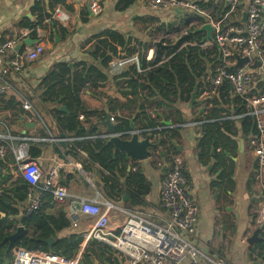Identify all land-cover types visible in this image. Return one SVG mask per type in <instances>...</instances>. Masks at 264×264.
<instances>
[{"label":"trees","instance_id":"1","mask_svg":"<svg viewBox=\"0 0 264 264\" xmlns=\"http://www.w3.org/2000/svg\"><path fill=\"white\" fill-rule=\"evenodd\" d=\"M137 1L120 0L118 7L124 11L135 5ZM54 4L51 7V14H48L42 6V0L37 1L32 11L33 14H37V21L25 20L18 26L29 30L30 37L35 40L38 28L46 29L47 25L50 27L52 25V28H56L57 33L64 40L68 36V30L63 26H58L52 20L57 5H64V2L55 0ZM201 8L219 12L220 19L229 11L228 8L222 12L220 8L211 4H201ZM67 10L69 11V8ZM190 20L191 18L187 17L179 23H171L167 26L177 33H180L182 29H186L188 32L179 36L176 43L169 42L170 46L174 45L172 49L161 48L158 50L155 48L151 61L146 60V55L150 49L155 47L154 40L144 41L116 30H106L88 40L87 44L90 45L87 49L88 58L86 60L74 63L73 68H70L69 62L55 64L41 80L37 90L40 93L39 97L28 99L34 110L28 115L32 118H40L43 122L45 127H43L41 135L44 138L50 137L48 132L55 138L60 135H69L73 139L85 138V140H76L66 144L63 151L56 150V153L61 159L72 155L81 162L85 170L90 169L88 166H98L101 169L98 177L102 184L99 192L110 201H119L127 210L146 206L144 199L150 193L151 185L140 168V163L135 159L116 150L115 146L109 144L107 139H91L103 134L94 126L86 130L83 121H81V115H96L99 117L100 123L105 116H102L98 110H90L81 97L85 91H90L94 97H105L101 91L108 84L113 85L125 99L121 102L107 96L110 114H114L116 111L119 113L113 117L117 133L130 132L132 119L137 130L144 131L143 136H146L151 130L164 126L161 122L165 114L161 112V109H169L176 101H189L190 93L198 79L206 73L203 63L210 61L212 65L214 63L213 68L215 69L221 62L215 46L202 48L204 35L196 32L198 26H192ZM147 21L153 25L158 23L159 19L153 16ZM196 21L199 26L206 22L202 17ZM45 23L47 24L45 25ZM234 24L241 25L240 21H235ZM164 27L161 26L153 31L159 32ZM151 29L153 28H146L145 33L150 32ZM51 41L54 42L53 38ZM184 44L187 46L181 49ZM191 44L194 45L191 46ZM18 51L21 54L24 53V46ZM136 54L140 58L141 72L137 70L136 66H133L118 76L109 74V64L115 58H128ZM212 55L215 56L214 60L210 59ZM230 71H233L232 67ZM213 73L214 70L212 76ZM253 88L250 95H264V82L257 81V85ZM232 93V87L225 83L217 89L214 98L208 102L212 105L213 111L205 118V123L201 126L203 136L197 145L201 157L207 156L205 150H208L212 145H218V137L222 136L221 125L232 124L225 120V117L230 115L225 113L224 116H220L217 113L225 112V110L216 108L219 104H230ZM20 95V92L14 87L5 96L0 97V113L9 112L13 124L20 120L23 112L25 101ZM234 102L240 105L237 115L246 113L243 101L239 97L234 99ZM61 107H66L67 112L59 111ZM240 120L242 136L246 141L250 136L257 135V130L254 127L255 118L246 116ZM184 121L178 115L173 123L174 128L157 133L161 143L152 156L154 157L153 161L156 162L157 159L160 163L168 165L172 155L178 156L173 142L178 143L181 139L180 130L182 129L177 126L184 124ZM8 127L10 128L11 125ZM47 146L49 144L31 143L29 147L30 159L36 160L40 157ZM165 175L166 173L162 175L163 180ZM226 178L221 177V183L217 186L220 187ZM228 179L230 178L228 177ZM27 195V183L22 178L13 182L12 170L0 162V244L5 238L14 234L19 227H23L28 234L15 243L14 249L24 248L33 252L53 253L67 259L75 258L83 251L81 264H122L117 253L107 244L90 239L84 247L85 238L82 234L77 233L59 238L58 235L63 230L71 228V220L65 213V206H58L52 194L45 193L39 207L32 214L26 216ZM256 219L257 215L255 222ZM259 236L261 241L256 244L254 249L255 251L259 249L256 262L264 264V230H260ZM51 238L55 239V243L50 248L42 240ZM7 248V243L0 245V264H12L13 251L8 252Z\"/></svg>","mask_w":264,"mask_h":264},{"label":"crops","instance_id":"2","mask_svg":"<svg viewBox=\"0 0 264 264\" xmlns=\"http://www.w3.org/2000/svg\"><path fill=\"white\" fill-rule=\"evenodd\" d=\"M37 1L39 0H0V44L3 40L18 37L24 32H28L27 37L30 36L29 30L22 29L18 25L25 20L37 21V14L35 15L32 12ZM119 1L102 0V13L99 15H94L86 4L65 6L66 10L69 8V11H67L72 16V22L68 27H64L68 30V36L64 40L57 33V29L52 28V25L51 27L47 25L46 29L38 28L35 40L40 41L36 44H43L47 51L38 61L26 63L25 69L21 74L7 76L12 89L16 87L24 101L38 98L40 93L37 90L41 80L47 75L49 70L57 63L69 62L74 66V63L86 60L88 58L87 49L90 45L87 44L88 40L106 30H116L127 36H136L144 41L151 42V40H154L155 43H157V40L154 38H157L158 35L163 37L173 36V41L162 39L163 42H166L164 44L170 46V43H176L179 36L187 34L186 32L188 31L182 29L180 33H177L167 27L169 24L179 23L190 17L191 25H196L199 28L203 24L199 26L196 20L202 17L206 21L205 17L193 14V12L187 10L152 12L147 8L149 0H138L135 5L123 11L118 7ZM192 1L199 2L200 6L201 4H211L220 8L222 12L229 8L225 0ZM54 3L55 0H42L45 12L51 14V7L55 5ZM248 6L249 0H241L236 9L230 10L229 8V11L221 19L219 18V12H214L209 8L205 10L209 13L214 23L218 22L227 27L238 21L240 16H243ZM153 16L158 18L159 22L150 25L147 19L153 18ZM58 26L60 25L58 24ZM161 26L165 27L159 32L153 31ZM149 27L153 29L145 33V29ZM201 34L204 37L206 36L205 33ZM55 35L59 38L58 44H55ZM52 38L54 42L51 41ZM193 45L191 44V46ZM23 46L26 51L28 46L24 44V41L21 43V47ZM186 46L184 44L181 49ZM214 58L215 56L212 55L210 59L214 60ZM213 65L210 61L203 63L206 73L202 78L198 79L196 86L190 93L189 101H176L169 109H161V112L165 114L161 123L171 122V127H173L178 115L179 118L185 120L184 124L181 125L183 127H180L182 129L180 130L181 139L175 145L179 148L176 149L178 156L182 159L184 173L190 184V194L199 206V223L197 233L192 239L193 244L207 258L212 260L223 259L228 264H259L256 262L259 249L254 250L259 242L250 246L248 240L258 230L255 218L262 204L263 195L255 181L257 162L252 150L254 136H250L247 141L242 136L241 120L240 116L237 115L240 105L234 102L237 97L232 93L230 104L217 105L216 108L225 110V112H218L217 114L224 116L225 113H228L230 116H226L225 120L230 121L232 124L221 125L220 132L222 136L218 137V145H212L208 150H205L207 156L201 157L197 150V145L203 136L201 133L202 125L190 126L198 121L205 123V118L213 111L212 105L208 104L217 93V90L212 85V72L215 70ZM258 81L264 82V74L259 76ZM256 85L257 82L254 87ZM101 92L104 93L105 97H94L90 91H85L81 98L90 110L101 112L102 116H105L104 120L100 123L99 117L96 115H81V121H83L86 130L94 126L97 127L100 133L106 135L109 134L108 127L105 124L107 116L110 115L112 119L119 115L117 111L114 114H110L107 96L118 99L121 102L125 99L110 84ZM22 111L20 120L14 124L11 121L9 112H1L0 133H10L15 136L27 135L41 139V141L33 143L49 144V146L45 147L44 153L34 161L45 175L55 166L62 164L64 169L61 170L60 181L69 190L70 194L83 198H92L97 194L103 196L99 192L102 184L98 174L101 169L98 166H88L91 171L90 169L85 170L81 162L72 155L61 159L56 150L63 151L66 145L64 146L51 140L58 139L59 136L55 138L48 132L50 137L44 138L41 134H43V127L45 126L40 118H32L28 115L29 112ZM47 114H49V111H47ZM27 124H34L35 127ZM111 124L115 127V120L114 122L111 121ZM8 125H11V127L9 128ZM135 127L137 129V126ZM65 136L67 138L70 137L69 135ZM242 141L243 149L241 148ZM66 144L68 143L66 142ZM153 158L143 162L137 161L140 163L139 166L151 185V191L144 199L146 206L137 207L133 210H142L152 216L155 221H159L161 218L160 191L163 182L162 171L165 165L157 159L156 162L153 161ZM12 175L14 182L17 179L13 172ZM221 177L227 178L218 187L217 185L221 183ZM103 197L105 198V196ZM122 223L123 217L117 216V219L112 223L111 230L118 229ZM91 226L92 220L80 217L78 218V226L75 229L72 227L65 229L58 237L65 238L75 233L84 236L91 229ZM258 238H260L259 234ZM87 243L88 241L84 243V247ZM201 263L210 264L208 260H202ZM182 264H191V261L187 258Z\"/></svg>","mask_w":264,"mask_h":264},{"label":"built area","instance_id":"3","mask_svg":"<svg viewBox=\"0 0 264 264\" xmlns=\"http://www.w3.org/2000/svg\"><path fill=\"white\" fill-rule=\"evenodd\" d=\"M64 5L58 6L52 20L60 26L68 27L72 16L65 6L72 4L88 5L94 15L102 13V0H63ZM230 10L236 9L241 0H225ZM147 8L152 12H167L170 10H187L206 18L214 28L213 41L203 47L215 46L221 59L214 70L212 85L215 90L228 83L235 96L239 97L245 106L246 113L240 118L252 116L255 118L254 127L257 135L252 140V150L256 158V181L264 198V95H250L259 76L264 74V0H249L247 19L243 24H231L224 27L215 22L209 13L201 8L199 2L192 0H149ZM28 36L24 32L18 37L5 39L0 44V97L5 96L12 86L7 80L11 74H21L26 63L38 61L45 54V46L41 43L28 47L24 53L16 50ZM235 55L249 58L250 62L238 69ZM154 57V48L147 52L146 60ZM136 66L141 72L138 54L128 58H115L110 64L108 72L111 76H118L130 67ZM233 71H230V68ZM25 112H32L33 107L25 101ZM114 122V119H111ZM203 121L194 125H202ZM175 126H162L149 133L153 141L160 137L157 133ZM183 127V126H177ZM141 134L144 131L139 130ZM148 133V134H149ZM133 131L125 133L106 134L91 139H121L130 138ZM89 139V138H86ZM60 143L59 139H51ZM85 138H65L67 143ZM41 139L27 135L15 136L10 133H0V162L8 166L12 172L22 178L28 185V202L26 216L32 214L40 205L45 193L52 194L58 205H65L66 213L71 220V227L78 226V218L92 220L91 229L84 234L85 242L90 239L111 246L117 253L122 264H182L189 259L191 264H202L208 260L210 264H228L225 260H212L196 247L192 239L197 233L199 223V206L190 194V184L184 173L182 159L171 156L165 178L160 191V220L155 221L152 216L142 210H127L119 201L113 202L101 197L100 194L92 198H83L70 194L61 183L62 164L52 168L47 175L39 165L30 159V144ZM155 154V152H154ZM85 156L84 153H82ZM121 205V206H120ZM117 216L123 217V223L116 230H111L112 223ZM257 228L264 230V199L257 213ZM12 264H81L82 253L72 259H67L53 253L33 252L24 248L13 251Z\"/></svg>","mask_w":264,"mask_h":264},{"label":"water","instance_id":"4","mask_svg":"<svg viewBox=\"0 0 264 264\" xmlns=\"http://www.w3.org/2000/svg\"><path fill=\"white\" fill-rule=\"evenodd\" d=\"M88 11H89V9H88ZM247 15H248L247 12H245L243 14V19H242L243 24L246 22ZM196 32L206 34V36L202 40L203 44H206L208 42L213 41L214 28L211 24H209V23L203 24L201 27L196 29ZM39 41L40 40H34L29 36L25 39L24 44L27 45L28 47H32L33 45H35ZM58 43H59V38L55 35V44H58ZM173 46L174 45L167 46L166 44H164V42L162 40L159 43L155 44V47L157 49H160V48L172 49ZM20 48H21V45H18L16 50L18 51ZM235 58L238 61V63L234 66L235 70L238 69L240 66H244L250 62L249 58H240V56H238V55H235ZM69 66H70V68H73V64H70ZM59 111L67 112V108L61 107L59 109ZM105 124L108 127L109 134H115L116 133L115 127L111 124V116L110 115L107 116ZM27 125H31V124H27ZM163 125L169 127V126H171V122H163ZM31 126L35 127L34 124H32ZM131 131H133L134 134L130 138L121 139L118 137H113V138L108 140V143L114 145L116 150L123 152L125 155H127L130 158L135 159L138 162H143V161H146V160H149L150 158H152L154 152L159 148V145L161 143V139H158L157 141H153V138H152L153 135L151 133L147 134L146 136H143L140 133V131L136 129L133 120H131ZM65 138H66L65 135H60L58 138L60 140V144H63L64 146L66 145V142L64 141ZM173 144L175 145L174 142H173ZM243 147H244V145H243V141H242L241 148L243 149ZM176 148H178V147L176 146ZM167 169H168V165L166 164L163 168L162 173L165 174L167 172ZM126 200H127V198L125 197V201ZM65 213H66V210H65ZM259 232H260V229L256 230V232L253 234V236L251 238H249L248 244L250 246H253L255 243H258L261 241V239L258 238ZM27 234H28V232H27V230H25V228L19 227L14 234L5 238L0 245H5L7 243L8 244V248H7L8 252H12L14 247H15V243L19 239L26 236ZM42 242L47 244L51 248L52 245L55 243V239L51 238L49 240H42Z\"/></svg>","mask_w":264,"mask_h":264},{"label":"rangeland","instance_id":"5","mask_svg":"<svg viewBox=\"0 0 264 264\" xmlns=\"http://www.w3.org/2000/svg\"><path fill=\"white\" fill-rule=\"evenodd\" d=\"M154 39H156L157 40V43H159L162 39H165V40H167V41H173V39H174V37L173 36H167V37H163V36H157V38H154ZM51 46H53V45H51ZM152 47V46H151ZM46 51H47V49H46ZM46 51H45V53H46ZM49 52V51H48ZM15 178L16 179H18V177L15 175ZM15 179V180H16ZM101 197H103V196H101ZM104 198V197H103ZM13 251H14V249H13ZM14 253V252H13Z\"/></svg>","mask_w":264,"mask_h":264}]
</instances>
